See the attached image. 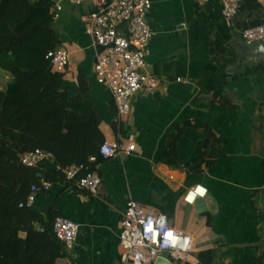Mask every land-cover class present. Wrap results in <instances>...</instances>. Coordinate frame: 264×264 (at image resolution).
Segmentation results:
<instances>
[{"label": "crops", "instance_id": "0c3cea01", "mask_svg": "<svg viewBox=\"0 0 264 264\" xmlns=\"http://www.w3.org/2000/svg\"><path fill=\"white\" fill-rule=\"evenodd\" d=\"M151 1L153 37L144 72L159 88L136 97L121 126L110 91L97 82L96 49L82 21L93 3H62L53 25L58 47L70 54L62 92L90 100L105 141L136 149L98 164L97 195L65 181L38 193L34 228L47 231L54 215L79 225L73 250L59 264H120L122 212L134 200L192 237L194 252L184 264H198L208 250L215 252L213 264H264V46L249 47L241 36L246 26L264 21V0H256L261 13H240L232 23L219 0ZM216 39L223 59L213 57ZM182 130L178 167L161 162ZM38 170L39 184L59 167L51 160ZM197 186L206 195L189 204ZM197 200L207 212H199Z\"/></svg>", "mask_w": 264, "mask_h": 264}, {"label": "trees", "instance_id": "16d2710c", "mask_svg": "<svg viewBox=\"0 0 264 264\" xmlns=\"http://www.w3.org/2000/svg\"><path fill=\"white\" fill-rule=\"evenodd\" d=\"M54 6V0H0V264H59L66 258L53 234L57 216L40 232L34 228L35 213L20 208L43 166H23L22 155L36 149L53 154L60 170L47 175L51 183L64 182L63 170L87 165L90 157H97L96 166L104 161L99 156L105 142L102 118L89 99L72 100L62 92L64 74L54 73L47 59L58 48ZM262 11L256 0H242L239 14ZM214 47L213 57L223 59L220 39ZM182 133L173 137L161 162L178 167L176 147ZM21 232L26 239L19 238ZM214 254L200 253L198 264H213Z\"/></svg>", "mask_w": 264, "mask_h": 264}, {"label": "built area", "instance_id": "2783aa9c", "mask_svg": "<svg viewBox=\"0 0 264 264\" xmlns=\"http://www.w3.org/2000/svg\"><path fill=\"white\" fill-rule=\"evenodd\" d=\"M89 1L93 3V10L82 21L96 49L94 72L97 82L110 91L121 126L132 114L134 99L139 95H153L159 88V81L144 72L153 37L148 20L152 1L56 0L54 19H58L63 11V2L81 7ZM219 1L225 21L232 23L239 14L242 0ZM241 36L249 47L264 42V23L244 30ZM47 59L51 61L54 73L65 74L70 66V54L64 48L51 51ZM135 149V145H126L121 140L105 141L99 156L107 160L129 155ZM51 160H54L53 154L40 149L28 152L20 159L23 166L31 169ZM97 161V157H90L87 165H72L63 170L65 182L97 195L102 183ZM92 166L96 168L92 169ZM51 187L52 183L47 180L33 184L20 208L32 209L38 193L49 192ZM193 191L195 189L190 193ZM79 231V225L66 217L58 216L53 222V234L66 252L73 250ZM120 249V264H155L159 258L184 264L194 252V241L189 234L177 230L166 214L130 200L122 212Z\"/></svg>", "mask_w": 264, "mask_h": 264}, {"label": "clouds", "instance_id": "9594fccd", "mask_svg": "<svg viewBox=\"0 0 264 264\" xmlns=\"http://www.w3.org/2000/svg\"><path fill=\"white\" fill-rule=\"evenodd\" d=\"M206 191H207V190H206L205 188L197 186V188L195 189V191L191 192V193L187 196V198H186V199H187V202H188L189 204L194 203L195 198H196L197 196L204 197V196L206 195ZM169 239H171V235L169 236ZM173 242H175V241H173ZM185 244H187V240L185 241Z\"/></svg>", "mask_w": 264, "mask_h": 264}, {"label": "water", "instance_id": "95a60500", "mask_svg": "<svg viewBox=\"0 0 264 264\" xmlns=\"http://www.w3.org/2000/svg\"><path fill=\"white\" fill-rule=\"evenodd\" d=\"M256 45H263L264 46V42H261V43H257L255 45H252L250 47H254ZM196 205L199 206V212L200 213H205L207 212V208L205 207L204 203L202 200H197L196 202ZM155 264H173L172 262H170L169 260L167 259H164V258H159Z\"/></svg>", "mask_w": 264, "mask_h": 264}, {"label": "snow or ice", "instance_id": "6c2138e0", "mask_svg": "<svg viewBox=\"0 0 264 264\" xmlns=\"http://www.w3.org/2000/svg\"><path fill=\"white\" fill-rule=\"evenodd\" d=\"M169 236L171 235V233L168 234Z\"/></svg>", "mask_w": 264, "mask_h": 264}]
</instances>
